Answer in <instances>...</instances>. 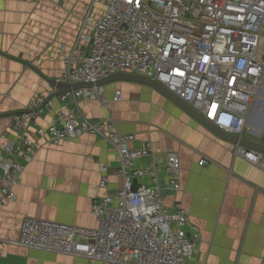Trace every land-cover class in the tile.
Wrapping results in <instances>:
<instances>
[{"label":"built area","instance_id":"built-area-1","mask_svg":"<svg viewBox=\"0 0 264 264\" xmlns=\"http://www.w3.org/2000/svg\"><path fill=\"white\" fill-rule=\"evenodd\" d=\"M80 40L88 49L76 47L64 58L65 83H96L116 73L146 77L219 130L243 136L264 78V0H108L92 34L83 28ZM61 98L75 107L56 112L46 128L38 119L52 103L43 95L13 117L12 131L23 134L21 149L8 144L0 151V204L15 201V188L40 139L55 145L86 134L106 139L120 155L122 186L96 200L97 228L27 217L17 240L0 242V257L7 244L81 257L87 264H189L197 235H187V211L181 203L168 207L160 184L164 167L168 186L180 190V158L170 154L154 159L151 145L131 148L134 136L119 133L111 118L93 121L83 116L82 98L108 107L103 88L76 90ZM31 130L37 138L30 136ZM234 153L264 168L263 153L240 146ZM149 158L153 160L145 167H137ZM99 167L100 188L106 190L111 167ZM146 177L152 185H138Z\"/></svg>","mask_w":264,"mask_h":264},{"label":"crops","instance_id":"crops-1","mask_svg":"<svg viewBox=\"0 0 264 264\" xmlns=\"http://www.w3.org/2000/svg\"><path fill=\"white\" fill-rule=\"evenodd\" d=\"M107 1L0 0V151L8 144L21 149L23 134L12 131L13 117L28 111L37 96L52 103L38 119L45 128L56 112L75 107L62 95L54 96L58 89L52 81L64 82V58L76 47L88 49L79 41L81 32L84 28L92 34ZM103 97L108 107L82 98L79 112L93 121L111 118L119 133L134 136L131 148L151 145L154 159L170 154L180 158V190L168 186L164 167L160 184L165 204L173 208L181 203L187 211V235H197L189 264H264V168L236 155L237 145L217 137L151 86L113 82L103 87ZM30 136L37 138L33 130ZM242 137L264 144V78ZM39 142L15 188V201L0 204V242L17 240L27 217L95 229L96 200L122 186L120 155L106 139L86 134L59 145ZM152 160L143 159L137 167ZM99 163L111 167L106 190L100 188ZM137 183L152 185L148 177ZM0 264L87 261L6 244Z\"/></svg>","mask_w":264,"mask_h":264},{"label":"water","instance_id":"water-1","mask_svg":"<svg viewBox=\"0 0 264 264\" xmlns=\"http://www.w3.org/2000/svg\"><path fill=\"white\" fill-rule=\"evenodd\" d=\"M118 81L136 82V83H141V84L151 86L157 91H159L160 93H162L163 95H165L171 101L179 105L181 108H183L187 113H189L192 117H194L197 121H199L202 125H204L209 131H211L213 134H215L220 139L227 141L231 144L243 147L247 151H257V152L264 154V144L256 143V142L247 140L243 137L224 133L223 131L215 127L211 122H208L196 110H194L189 105H187L182 100H180L178 97H176L174 94L169 92L164 86L146 77H141V76H137V75L130 74V73H116L96 83L82 82V83L70 84V83H65V82H60V81H52V85L56 89H58V92L54 95L55 97H57V96H61L63 94L76 91V90L103 88L104 86L110 83L118 82ZM25 112L27 111L18 113V115L23 114Z\"/></svg>","mask_w":264,"mask_h":264}]
</instances>
